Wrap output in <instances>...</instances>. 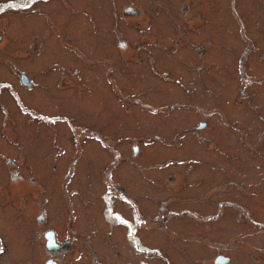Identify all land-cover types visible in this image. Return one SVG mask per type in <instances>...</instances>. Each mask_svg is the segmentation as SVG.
<instances>
[{"label":"rangeland","instance_id":"rangeland-1","mask_svg":"<svg viewBox=\"0 0 264 264\" xmlns=\"http://www.w3.org/2000/svg\"><path fill=\"white\" fill-rule=\"evenodd\" d=\"M25 2L0 0V264H40L51 227L88 264H136L138 234L264 264V0Z\"/></svg>","mask_w":264,"mask_h":264},{"label":"flooded vegetation","instance_id":"flooded-vegetation-1","mask_svg":"<svg viewBox=\"0 0 264 264\" xmlns=\"http://www.w3.org/2000/svg\"><path fill=\"white\" fill-rule=\"evenodd\" d=\"M127 10H133V11L137 12L138 8L135 7V6H132V5H128L127 6ZM130 13H134V12L130 11ZM74 72L76 73L77 69H75ZM21 73H22V75H24V78H22V76H21V81L24 84V86L31 87L34 84V79H32L28 75V73L25 72V71H23ZM67 78H69V77H67ZM78 85H79L78 87L82 88L81 84H78ZM213 94L214 93H211V95H213ZM217 94H220V92L217 93ZM201 122H206V120L202 119ZM207 127H209V123L208 122H207L206 125H204L201 128L205 129ZM220 133H222L224 135V137H221L222 140H223V143H219V140L216 143L217 145L219 144L220 146H224V144L226 143V140H230V139L232 140V136H235L233 141H238V139L241 141V139H243L242 134L235 133L234 131L227 130L225 127L222 128ZM224 133H226L227 135L224 134ZM97 138H99L98 135H97ZM204 139L206 140V142H211L212 143V140L210 138L204 137ZM214 146H216V145H214ZM230 167H231V165H230ZM227 173L228 174H232L231 171H229ZM221 175H222L221 171H219V173L216 174L217 180L220 179ZM254 177L257 180H258V178H261L260 175L259 176L254 175ZM237 179H238V177H237ZM248 180H251V178L248 179ZM203 182L204 181H201V185H202L201 186V190H202V187L205 186L203 184ZM206 182H207V186H210V184H212V182L214 183L213 180L212 181L209 180V181H206ZM242 184H244L242 181H238V186H239L238 189H242L244 193H247L248 191L243 189L244 187L242 186ZM214 186H215V184H214ZM236 191L237 190L231 191V194H234V193L240 194L239 191L238 192H236ZM109 196H111V195L109 194ZM125 197H126V195H125ZM125 197H123V199ZM111 202H112V200L109 201V202L107 201V203L109 205L110 213L113 212V211H111V209L114 207V204H111ZM41 216H43V214H41ZM112 217H114V216L112 215ZM107 218L113 223V224L112 223H107V224L111 225L112 227H115L116 225L111 220L110 216L107 215ZM140 218H142L141 215L137 214V215L134 216V219H131V223H132L134 229L137 232H139L138 231V226L142 223ZM255 219L256 218H253V222H255L256 224H259V225L262 224V222L257 221ZM45 220H46L45 216H43V218L40 219V224L42 226V229L44 228L43 225L46 224ZM119 225L121 226V224H119ZM50 230L54 231L53 232L54 242H52L50 245H48L47 244V233ZM42 238H43L44 245H45L44 248H47V250H48V255L45 258H44V255H43V258H42V261H41L40 264H77L76 261H79V259H81L83 257V252L82 251L78 252L76 255L73 254L74 247H75V249H79L78 246H77V241H76L77 237H72V236H64V237H62L60 235L59 230H57L55 227H51V228H48L44 232V236H42ZM145 238L148 241L155 242V239H152L150 237H145ZM77 239H79V238H77ZM205 239H206L205 240L206 242H212V246H214L215 244L219 243L220 246H226L227 248H229L231 250V252H229V251H226V249H224L223 247H220V246L217 247V249L210 256L211 261H212L213 264H235V257L237 255L236 254L237 247L235 245L229 247L228 246V238L222 239V238H210L209 237V239H208L207 237H205ZM179 240L180 241H184L185 243H187L188 247L192 248V243L188 242V240H190V239H184V240L178 239V241ZM232 240L235 242V244L237 243L236 239L232 238ZM128 242L132 246V248L134 250V254L136 255V264H157L158 263L157 262L158 258L160 260H162V259L165 260L166 264H171V257L176 259V261H178V259H180V258H182L184 256H188V252H186V253L182 252L180 255H177L178 253H177L176 249L178 247L173 245L172 241H165L164 240V242H165V244L167 246L165 248V251H166V253L168 255L164 252L162 247H160L158 245L150 244L149 242H147L144 239V237L141 234H138L137 236L132 237V240H130ZM158 243H163V239L159 240ZM185 243H179L178 242L179 245H182L184 247L182 249H185ZM192 249H194V248H192ZM203 250H204V248L201 247V252ZM194 251H195V249H194ZM201 255L203 256V254H201ZM80 264H88L87 256L84 259L80 260Z\"/></svg>","mask_w":264,"mask_h":264},{"label":"snow or ice","instance_id":"snow-or-ice-1","mask_svg":"<svg viewBox=\"0 0 264 264\" xmlns=\"http://www.w3.org/2000/svg\"><path fill=\"white\" fill-rule=\"evenodd\" d=\"M34 2H35V0H26L25 3H22V4L13 3L10 6L13 8H26V7H29ZM2 251H3V249L0 248V252H2Z\"/></svg>","mask_w":264,"mask_h":264},{"label":"water","instance_id":"water-1","mask_svg":"<svg viewBox=\"0 0 264 264\" xmlns=\"http://www.w3.org/2000/svg\"><path fill=\"white\" fill-rule=\"evenodd\" d=\"M205 124H206V123L203 122L202 124H200V126H204ZM135 149H136V151H137V150H138V147L136 146ZM39 218L42 219V216H40ZM47 238H48V240H47V244H48V245H50L52 242H54L53 232H52V231H49V232L47 233Z\"/></svg>","mask_w":264,"mask_h":264}]
</instances>
